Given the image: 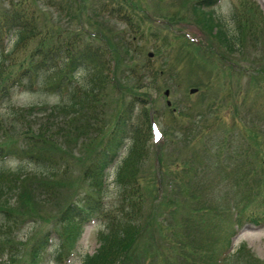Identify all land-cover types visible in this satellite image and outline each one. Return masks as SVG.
Instances as JSON below:
<instances>
[{
    "label": "rangeland",
    "instance_id": "374dc122",
    "mask_svg": "<svg viewBox=\"0 0 264 264\" xmlns=\"http://www.w3.org/2000/svg\"><path fill=\"white\" fill-rule=\"evenodd\" d=\"M16 12L41 36L85 38L110 52L102 74H96L99 90L85 95L87 124L93 128L82 136L80 132L61 137L66 141L61 151L43 147L42 142L28 146L35 153L46 150L50 157H60L58 172L38 174L42 168L22 155L0 158V177L31 176L13 187L22 189L26 184L24 191H34L28 206L24 198L18 202L19 213L36 211L15 222L10 212L0 210V234L12 239L7 245L0 243V264H83L86 254L98 251L103 222L81 218L67 222L64 210L84 198L109 206L121 200L118 162L133 141H127V131L119 133L114 124L127 114L126 121L133 116L137 127L142 215L151 226L142 233L139 248L125 258H132L131 264H216L218 254L230 246L225 264H264V223L246 224L229 244L238 204L249 212L256 210L264 220V195L258 194L264 189V0H0V15ZM254 12L260 15L254 17ZM204 13L207 20L213 18L210 25ZM248 18L258 23L257 29ZM246 22L250 35L242 44L234 45L223 35L227 30L230 36L237 30L239 34L238 25ZM69 31L89 34L74 36ZM94 33L103 35V42L91 38ZM16 40L9 33L2 42L5 67L24 60L38 45V39L24 38L18 46ZM79 74L85 93L94 85L88 81L94 76L82 70ZM192 87L198 92L191 93ZM62 102L56 93L42 89L16 91L0 104V125L8 124L3 125L4 133L0 131V144L16 140L12 138L24 130L37 135ZM11 107L31 110L11 120ZM83 124L80 115L75 126L83 131ZM67 142L77 154L69 153ZM121 143L126 147L115 167L105 169L110 173L107 180L102 179L101 168L89 177L83 164L64 161L57 154L79 159L83 155L89 163L86 157L115 159ZM185 163L189 166L183 171ZM192 190L198 194L194 200L189 196ZM10 193L12 200L18 196L16 190ZM80 220L79 226L75 224ZM77 231L80 237L67 255L60 233L72 238L71 245ZM60 251L63 260L56 262Z\"/></svg>",
    "mask_w": 264,
    "mask_h": 264
},
{
    "label": "trees",
    "instance_id": "16d2710c",
    "mask_svg": "<svg viewBox=\"0 0 264 264\" xmlns=\"http://www.w3.org/2000/svg\"><path fill=\"white\" fill-rule=\"evenodd\" d=\"M15 5H17V3ZM259 15L260 13H253L254 17H258ZM203 17L206 25H210L213 22L212 17H210L208 20L206 19L205 13ZM249 21L257 29L258 23L250 19ZM7 25L10 28L8 31H5V26ZM250 27V24L246 22L245 25H238V29L240 30L239 34L237 30V34L235 33L233 36H230V31L227 30V32H223V35L226 38L229 37L228 39H230L234 45H238L239 43L242 44L244 40L246 41L250 35V30H248ZM35 29V26H31L30 22L26 21L25 16H22L17 12L14 14L2 13L0 15V54H5V49L1 47L2 42L7 37H9V33H12L14 36H16V46L19 45L20 41L27 37L30 41L38 39V45L30 51L24 60L14 62L8 67L3 65V62L6 60V56L4 55L3 57L0 55V104L6 100L9 101L13 92H15L17 89H32L37 87L40 90L51 88L55 92L66 95L63 102L64 105L62 108L57 106L55 107L47 121V125L43 124L37 135L32 133L28 134V131L24 130L20 137L12 138L16 140H10L4 144H0V158L1 156L10 154H12V156L22 155L23 159L28 160L29 162H35L37 166L42 168L38 171L39 174L45 173L47 171L58 172L61 169V166L59 165L62 163L60 162V157H50L46 150L42 149L46 153H35L31 151L28 147L29 144L34 146L35 144H41L42 142L45 144L43 147H54L55 149L61 151V149H63L66 145V141L61 137L68 133V138H71L73 137V133L78 135L80 132L82 136L90 128H93V126L87 124L89 121V115H87L84 110V103L86 101L85 95H87L88 92H95L99 90L98 83L101 81H99V79L96 77V74H102L103 64L106 63V52L105 46L93 45V41L85 38L69 41L62 40L61 37L58 39L55 36L54 39L52 38L53 35L41 36L39 33H35ZM69 32L74 36H77V33H80L82 36L87 35V33L83 34L80 31L77 33H74L76 31ZM95 37L98 38L99 36L97 35ZM95 37L92 36L91 38ZM12 51L13 48L11 52ZM99 64H101V67L99 71H97L96 67H98ZM79 69L84 70V72H88L90 77L94 76V78H90L88 80L90 84L94 83V85L89 91L85 89V93L83 89H79V87H77L75 84V74ZM95 71L97 72L93 73ZM107 76L108 75L103 77L108 79L110 76ZM79 95L82 97H79ZM30 110L31 107L28 110L11 107V120L24 116V113L26 111L29 112ZM126 113L127 111H125L124 114ZM80 115L84 122L82 125L84 128L83 131H80L79 126H75ZM124 116L127 117L128 114L119 116L116 123L114 124L115 128L119 130V133L127 131L126 135H129L133 138L134 144L132 145L129 154L124 158L117 175V182L121 186V207L117 206L113 211L118 212L111 213L110 210H106L107 208L105 205H102V202H98L97 204L88 200L89 198L79 200V204L74 203V205H69L67 209L64 210V213L66 214L64 216V220L67 222H72L71 219L74 217L83 216L82 218L87 217V219H89V217L99 214V216L101 215V218L105 219V222L108 224L110 229L109 232H103L105 234L102 236V244L98 251L94 254H86L84 256L83 264H108L115 263L117 261H122V264H131L130 261L132 258L128 259L125 257L129 255L130 252L134 250L136 251L139 248V244L141 243L142 239V233L148 231L151 226V223L148 221V219L142 215L143 197L140 189L143 188V185H141V171L138 167L140 160L137 158L135 151L137 141H139L137 137V127L133 124V122H131L133 116L130 117V122H127ZM123 118L125 121H123ZM3 125L8 126V124ZM3 125H0V131L4 133L5 131L3 129ZM128 126L130 127L128 128ZM125 127L128 128V130H126ZM115 128L114 132H112L114 134H118L116 133ZM26 139H30V141H32H29L30 143H27L23 146L17 144V140L24 142ZM258 147L261 148L262 144L259 143ZM67 149L70 154H77L75 149L71 148L70 142H67ZM57 154H60L63 159H66L64 161L73 160L78 162L79 165L83 164V167H85V174L89 175V177L96 176V171L99 168H101V170L104 169L106 164L110 161L109 159L98 161L94 158L92 159L91 157H86L88 161H91L89 163L84 161V157H82L83 155L79 159L77 156L72 158L71 156H67L60 152H57ZM98 164L99 166H97ZM188 166V163H185L183 166V171H185ZM100 175H102L101 171ZM30 178V175L27 177L17 175H2L0 177V210L4 212H10V215L14 216L15 222L19 217L28 216L29 212L32 214L36 212L35 210L28 209L29 212L19 213L18 208L23 198L25 199V203L28 206V204L31 203L30 197L33 196L32 192L34 191L28 189L24 191L26 184L22 187V189L19 186L13 187L19 182L25 183ZM133 185H138V187L136 189L132 188ZM12 189L13 191L16 190L18 193L16 199H14V193H12V198L14 200L11 199L10 192ZM189 196L190 200H194L198 197V194L192 190ZM246 208L247 207H238V215H236L237 217L235 218L234 222L240 224V222H242L241 219H243L245 215H249L251 217L254 216L255 213L245 212ZM252 218L257 220L256 217ZM252 218H250V220ZM0 243L2 245H7L12 243V240L6 233H2L0 234ZM239 252L240 254H243L244 250H240ZM210 254L215 255L214 253ZM218 255H220V253ZM226 260L227 259L224 261L226 262ZM216 264H220V261L216 260Z\"/></svg>",
    "mask_w": 264,
    "mask_h": 264
},
{
    "label": "water",
    "instance_id": "95a60500",
    "mask_svg": "<svg viewBox=\"0 0 264 264\" xmlns=\"http://www.w3.org/2000/svg\"><path fill=\"white\" fill-rule=\"evenodd\" d=\"M196 91V89H192V92ZM167 93H169V91H167Z\"/></svg>",
    "mask_w": 264,
    "mask_h": 264
}]
</instances>
